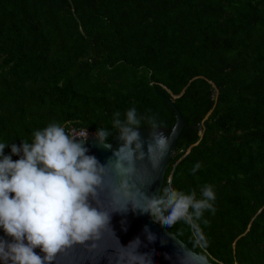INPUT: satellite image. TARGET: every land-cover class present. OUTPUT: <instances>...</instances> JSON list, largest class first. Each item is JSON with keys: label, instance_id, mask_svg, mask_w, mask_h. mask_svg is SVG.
I'll return each mask as SVG.
<instances>
[{"label": "trees", "instance_id": "trees-1", "mask_svg": "<svg viewBox=\"0 0 264 264\" xmlns=\"http://www.w3.org/2000/svg\"><path fill=\"white\" fill-rule=\"evenodd\" d=\"M169 92L185 126L162 187L216 199L206 247L166 229L216 264H264V0H0L6 155L50 123L115 131L131 107L170 129Z\"/></svg>", "mask_w": 264, "mask_h": 264}, {"label": "clouds", "instance_id": "clouds-1", "mask_svg": "<svg viewBox=\"0 0 264 264\" xmlns=\"http://www.w3.org/2000/svg\"><path fill=\"white\" fill-rule=\"evenodd\" d=\"M141 126L137 109L131 107L123 120L114 113L115 131L96 130L107 149L112 147L109 137L117 132L122 142L106 163L88 154L87 134H71L57 123L35 130L31 142L11 144V154L19 159L6 155L8 142H0V228L10 238H0V264H98L105 257L108 264H154L151 253L139 251V237L123 245L112 227L114 213L130 210L148 214L168 229L183 222L194 229L193 247H206L196 221L206 211L215 212L214 187L204 185L199 198L195 191L170 186L149 195L151 174L167 154L169 137L150 118L145 151ZM199 168L197 163L192 171ZM145 232L155 242L147 226ZM177 259L179 264H199L197 255L182 246Z\"/></svg>", "mask_w": 264, "mask_h": 264}, {"label": "water", "instance_id": "water-1", "mask_svg": "<svg viewBox=\"0 0 264 264\" xmlns=\"http://www.w3.org/2000/svg\"><path fill=\"white\" fill-rule=\"evenodd\" d=\"M170 95L171 98L163 97L172 107L176 121L170 129L162 128L165 135L169 137V145L167 154L161 161L158 171L151 174L153 182L146 189L149 195L159 194L169 160L175 153L176 141L185 126V119L173 104L172 98L177 96L172 93H170ZM150 131L151 130L148 127L139 128L141 138L145 142V151H147V142L150 139ZM118 137L119 133L117 132L109 141L112 146L111 149H107L99 143L95 135L88 136L85 141V146L89 150L88 154L94 155L101 163H106L109 158L112 157L113 151L116 150L122 143ZM143 163L146 164L147 161H144ZM170 180L171 177L169 178V181ZM111 224L117 237L123 245H127L129 241L139 237L142 242L139 251L151 253L153 255L154 264H179L177 256L181 246L194 252L199 258V264H216L208 260L205 256L193 251L185 242L164 228L160 223L153 222L151 216L148 214L134 213L131 210L125 214L114 213L112 215ZM146 226L149 231L156 235L157 239L155 242H149L147 240L145 232ZM0 238L10 239L5 235L2 228H0ZM36 251L39 252V249H36ZM98 264H108L107 258L105 257L100 259Z\"/></svg>", "mask_w": 264, "mask_h": 264}, {"label": "built area", "instance_id": "built-area-1", "mask_svg": "<svg viewBox=\"0 0 264 264\" xmlns=\"http://www.w3.org/2000/svg\"><path fill=\"white\" fill-rule=\"evenodd\" d=\"M67 132L71 133V134H77V135H80V136H83V135H86L87 134V137L90 136V135H95L94 133L84 129V128H81V127H76V126H70L67 130ZM78 138H81V137H78Z\"/></svg>", "mask_w": 264, "mask_h": 264}]
</instances>
